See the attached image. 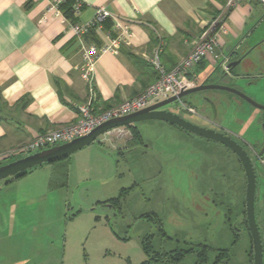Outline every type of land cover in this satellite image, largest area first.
<instances>
[{"label": "rangeland", "instance_id": "374dc122", "mask_svg": "<svg viewBox=\"0 0 264 264\" xmlns=\"http://www.w3.org/2000/svg\"><path fill=\"white\" fill-rule=\"evenodd\" d=\"M216 73L210 84L222 81L223 70ZM216 94L235 97L217 90L185 97L197 115L177 103L165 109L216 129L204 100ZM133 126L137 136L127 127L110 130L65 161L0 182V264H144L147 241L162 256L151 264H197L203 247L206 264L218 250L229 251L228 264H253L247 178L237 156L163 121ZM257 129L264 142L262 122ZM11 161L0 155V165ZM190 250L174 263L175 252Z\"/></svg>", "mask_w": 264, "mask_h": 264}, {"label": "crops", "instance_id": "0c3cea01", "mask_svg": "<svg viewBox=\"0 0 264 264\" xmlns=\"http://www.w3.org/2000/svg\"><path fill=\"white\" fill-rule=\"evenodd\" d=\"M82 1L81 23L90 22L96 10L104 7L130 21L134 35L118 56L105 54L96 63L98 109L115 107L138 96L153 83L151 75L142 74L129 56L147 62L157 46L151 36L154 30L164 39L162 60L167 69L187 57L191 42L216 17L214 9L208 7L210 3L227 15L226 29L219 36L220 57L216 65L199 64L190 78L200 85L211 80L226 59L230 63L241 61L233 75L247 73L252 80L261 76L263 79L250 84L246 92L260 97V103L264 104V72L260 70L264 69V5L260 1L238 0L225 8L216 0ZM48 5V0H0V155L38 135L70 125L76 120L75 106L89 99L88 87L78 69L82 63L81 50L84 44L105 43V31L96 30L82 40L77 39L66 19L50 15L43 20ZM214 96L216 111L209 106L213 124L233 137L257 140L261 143L259 152L264 143L257 122L264 115L236 96ZM217 98L224 103L218 105ZM262 169L256 203L264 238Z\"/></svg>", "mask_w": 264, "mask_h": 264}, {"label": "built area", "instance_id": "2783aa9c", "mask_svg": "<svg viewBox=\"0 0 264 264\" xmlns=\"http://www.w3.org/2000/svg\"><path fill=\"white\" fill-rule=\"evenodd\" d=\"M48 1L49 5L43 16V20H47L50 15L66 19L61 10V6L68 0ZM74 1V16L80 20L84 10V3L82 0ZM237 1L230 0L229 6L234 5ZM258 1L264 5V0ZM107 20H111L112 22V27L109 31L104 28ZM225 21L219 17L212 22L199 38L191 42V50L188 56L170 70L162 62L161 56L164 48V39L156 31L159 43L154 49L153 54L147 58V61L158 74L157 81L138 96L126 99L121 104L106 110L97 108L95 66L98 60L105 54L118 56L121 53L122 47L132 40L134 35L131 29V22L120 16L113 15L104 7H100L96 10L95 17L90 22L85 24L80 21L76 24L69 23L74 36L80 40L92 30L105 31V43L101 45L89 43L82 46V63L78 69L82 80L88 87L89 99L87 103L75 106L76 120L70 125L38 135L33 140L12 148L6 153L1 154V156H3L4 160L8 161H11L12 158L19 160L44 150L67 144L89 135L98 127L114 119L135 114L160 102L178 97L183 91L196 88L199 85L196 79H192L190 76L194 69L202 62H209L213 65L218 63L220 57L219 36L226 29ZM227 65L228 59L225 60L223 66L224 71L229 73ZM176 103L178 109L192 115L198 114L197 109L191 104L186 103L183 99H179ZM254 162H258L259 165L264 167V159H260L258 154L254 155Z\"/></svg>", "mask_w": 264, "mask_h": 264}, {"label": "water", "instance_id": "95a60500", "mask_svg": "<svg viewBox=\"0 0 264 264\" xmlns=\"http://www.w3.org/2000/svg\"><path fill=\"white\" fill-rule=\"evenodd\" d=\"M241 61H236L229 63L227 69L232 72L235 68L240 65ZM228 74L227 72H225ZM224 91L234 94L246 102H248L254 108L264 111V105L256 102L243 92L238 89L220 85V84H209L203 82L196 88L183 91L178 97H173L166 101L160 102L154 106H151L145 110L137 112L135 114L114 119L97 129L87 136L78 138L67 144L57 146L48 150H44L32 156L22 158L11 163L0 166V182L9 180L11 178L17 177L29 170L35 169L45 164H50L55 161L68 158L73 154L84 150L94 144L102 135L110 130L128 127L135 125L140 122L158 120L169 124H172L187 133L204 138L215 143L226 147L229 151L234 153L239 162L241 163L247 178V191H246V221L248 224V229L251 233L252 243H253V264H263V254H264V238L261 231V227L257 221L256 216V196L258 190V173L255 167V162L249 152L231 135L225 132L217 131L216 129H211L186 120L182 116L175 114L171 111L165 109L166 106L176 103L179 99H184L185 97L197 94L205 91ZM211 107L212 110L216 111V103L212 99H204ZM262 121V127L264 130V118ZM258 157L264 159V145L258 152Z\"/></svg>", "mask_w": 264, "mask_h": 264}, {"label": "trees", "instance_id": "16d2710c", "mask_svg": "<svg viewBox=\"0 0 264 264\" xmlns=\"http://www.w3.org/2000/svg\"><path fill=\"white\" fill-rule=\"evenodd\" d=\"M217 3H219L220 5H222L224 8L229 5V2L230 0H216ZM74 5H75V1L74 0H68L65 4H63L61 6V10L63 12V15L65 16V18L69 21V23L71 24H76L79 22V19H76L75 16H74ZM208 7L210 9H214V13H215V19H218L219 17H221L223 20H226V17L227 15L225 13H222V11H218V10H215V8H213V4H208ZM213 21V22H214ZM112 22L111 20H107L104 24V28L105 30L109 31L111 30V27H112ZM93 31H96V30H92L90 33H92ZM156 31L154 30L153 33H152V39L156 42V44L158 45L159 43V39H158V36L157 34L155 33ZM89 33V34H90ZM87 36V35H86ZM130 59L132 60V62H134V64H136V66L141 69L142 71V74H149L151 75V80L153 83H155L158 79V74L156 73V71H154L152 65L147 61V62H144V61H141L139 58H137L136 56L134 55H130L129 56ZM161 59H162V56H161ZM163 62V60H162ZM164 64V63H163ZM165 65V64H164ZM166 67V66H165ZM167 68V67H166ZM170 70V69H168ZM207 82V81H206ZM209 82V81H208ZM152 83V84H153ZM151 84V85H152ZM149 87V86H148ZM147 87V88H148ZM146 88V89H147ZM96 96H97V108H98V105H99V101H100V97L99 95L97 94L96 92ZM105 110L106 109H110V108H104ZM127 128L131 129V131L133 132L134 135L137 136V132H136V129L134 128V126H128ZM69 158V157H68ZM68 158H64L62 160H59V161H65L67 160ZM59 161H55V162H59ZM13 162V161H11ZM54 163V162H52ZM6 163H3L1 164L0 166L2 165H5ZM25 174V173H23ZM21 174V175H23ZM21 175L17 176V177H14V178H18L20 177ZM12 179V178H11ZM11 179H9L8 181H10ZM245 225L248 227V224H247V221L245 219ZM238 237V236H237ZM145 249H146V253L149 257V261L145 262L144 264H151L153 261H161L162 259V256L158 253H154L152 251V247H151V243L150 241H147L145 243ZM194 252V250H190V251H187V252H175L174 253V257H173V261L174 263L175 262H180L181 260L184 259V257L189 254V253H192ZM154 254V255H153ZM207 260H208V248L207 247H203L199 252H198V263L197 264H206L207 263ZM229 260H230V255H229V251L228 250H218L217 251V257L214 261L213 264H228L229 263ZM252 262H253V258H252Z\"/></svg>", "mask_w": 264, "mask_h": 264}, {"label": "flooded vegetation", "instance_id": "af4514ba", "mask_svg": "<svg viewBox=\"0 0 264 264\" xmlns=\"http://www.w3.org/2000/svg\"><path fill=\"white\" fill-rule=\"evenodd\" d=\"M229 63H230V59H228V64ZM220 67H221V70H223V75H222V81H218V83H222L223 81H228L226 83L224 82L223 84H226L225 86H229V87H232V88L240 90L241 92H243L244 94H246L247 96H249L250 98H252L253 100H255L257 102L256 98H254L253 96H250L249 94H247L246 91L249 90V85L252 84L253 82H255V83L260 82L263 79L261 76L254 77V80H252V79H250V76L247 73L246 74L242 73V74H234L233 75V73H234V71H233V72H229L228 74H226L225 71H224L223 64L221 66H219V68L216 70V72L218 70H220ZM216 74L214 73L213 76L216 75ZM206 81H207V83H209L211 80L209 78ZM212 84H215V83H212ZM236 97L239 98V100H241L242 102H244V103L248 104L249 106H251L248 102H246L242 98H240L238 96H236ZM251 108H254V107L251 106ZM254 109H256V108H254ZM260 112H261V110H260ZM262 113L263 114H261V116L264 115V111H262ZM251 116H253V114ZM261 120L262 119L258 120V122H257L258 125H260V123L262 122ZM259 121H261V122L259 123ZM216 130L217 131H221V132H225L226 134L231 135L229 132H227L226 130L224 131V129H221L219 127H216ZM231 136L233 137V135H231ZM233 138L236 139L247 151H248L249 148H251L253 156L255 154H258L257 149L259 148V145L261 144L260 142L256 141V143H254V144L257 145V146L255 147V146H253V144L252 145L250 143L248 144V142L246 140H244V139L237 138V137H233ZM262 143H264V142H262Z\"/></svg>", "mask_w": 264, "mask_h": 264}]
</instances>
